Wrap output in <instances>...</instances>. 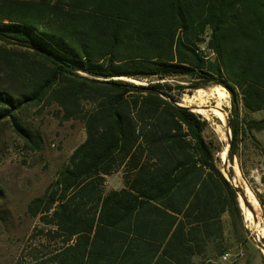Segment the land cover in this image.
<instances>
[{
    "label": "trees",
    "instance_id": "trees-1",
    "mask_svg": "<svg viewBox=\"0 0 264 264\" xmlns=\"http://www.w3.org/2000/svg\"><path fill=\"white\" fill-rule=\"evenodd\" d=\"M0 61V123L26 147L41 141L16 121L25 109L55 106L59 122L84 128L26 208L51 246L39 264H197L209 246L225 253L224 214L241 236L238 191L204 139L208 123L165 81L229 93L232 164L243 137L256 143L264 130V117L240 116L264 112V0H0ZM118 172L123 187L106 190Z\"/></svg>",
    "mask_w": 264,
    "mask_h": 264
},
{
    "label": "rangeland",
    "instance_id": "rangeland-1",
    "mask_svg": "<svg viewBox=\"0 0 264 264\" xmlns=\"http://www.w3.org/2000/svg\"><path fill=\"white\" fill-rule=\"evenodd\" d=\"M50 1L56 2V0ZM4 70L5 67L0 61V88L7 86ZM165 82L175 87L173 95L178 104L188 107L193 112L196 107L206 110L214 105V100L204 97L203 91L215 86H208L199 91H180L176 86L188 85V79L172 78ZM137 83L145 85L146 81ZM225 111L227 116L230 115L231 103L228 92ZM246 115L248 119L259 120L264 117V112L251 114L240 108L241 118H245ZM200 116L208 123L203 132L204 139L218 148V151H215L217 166L223 175L229 178L231 185L236 187L239 206L241 198L246 204L243 207L251 213L260 228L264 229V183L261 181L264 173V130L252 133L256 143L249 136L243 137L239 143L237 157L233 159L232 164L228 153L225 168L218 157L222 146L225 145L221 144V136L224 132L209 115L200 114ZM15 119L38 136L41 144L38 150L26 147L16 135L9 119L0 123V264H39L49 253L51 246L39 235L43 225L38 218H32L27 214V205L33 199L42 197L47 186L54 180L56 172L67 165L73 150L84 141L85 134L83 124L79 120L59 122L55 106L42 105L25 109L17 113ZM224 142L229 148L231 141L227 138ZM120 179V174L107 177L106 190L121 187ZM246 190L252 198L246 195ZM240 210L242 234L236 239L228 230L226 241L227 253L242 252L243 257L236 261L220 260L216 263L264 264V239L259 229L250 228L251 226L245 221L241 206ZM199 263L197 261V264Z\"/></svg>",
    "mask_w": 264,
    "mask_h": 264
},
{
    "label": "bare ground",
    "instance_id": "bare-ground-1",
    "mask_svg": "<svg viewBox=\"0 0 264 264\" xmlns=\"http://www.w3.org/2000/svg\"><path fill=\"white\" fill-rule=\"evenodd\" d=\"M203 96L210 100H214V105L211 108L208 107L209 109L206 110L202 109V107H196L197 109H195L194 112L198 114L209 115L212 119L215 118L216 122L220 125L221 130L224 132V134L221 136V144H225V145L222 146L221 151L218 153L220 163H223L226 161L228 156L227 153L228 145L224 141L227 138L229 139V134H230V131L227 127V113L225 111V108L227 106V92L222 87L215 86L209 89L208 91H203ZM245 192L248 197L252 198V195L247 190ZM240 206L242 208L245 221L251 226L250 228H253L255 230L259 229L260 234L264 239V229H261L259 224L255 222V219L252 217L251 213L243 207L241 201H240ZM258 238H260L259 235Z\"/></svg>",
    "mask_w": 264,
    "mask_h": 264
},
{
    "label": "crops",
    "instance_id": "crops-1",
    "mask_svg": "<svg viewBox=\"0 0 264 264\" xmlns=\"http://www.w3.org/2000/svg\"><path fill=\"white\" fill-rule=\"evenodd\" d=\"M115 174H120V180H121V187H118V188H113V189H110V190H119L123 187V182H122V175H121V172H118V173H115ZM109 177V176H108ZM225 177V176H224ZM107 178V177H106ZM231 184V183H230ZM221 221L223 223V226H224V244L227 246V241H226V237H227V233H228V230H230V226H229V218H228V215L227 214H224L222 215L221 217ZM224 254H227V248H226V251ZM223 254V255H224ZM230 254V253H229ZM222 255V256H223ZM216 257L213 250L211 249V247L209 246L208 249H207V252L204 254V255H200V256H196L194 258V261L197 262H202V261H206V260H212L214 262H217V261H220L221 260V257Z\"/></svg>",
    "mask_w": 264,
    "mask_h": 264
},
{
    "label": "built area",
    "instance_id": "built-area-1",
    "mask_svg": "<svg viewBox=\"0 0 264 264\" xmlns=\"http://www.w3.org/2000/svg\"><path fill=\"white\" fill-rule=\"evenodd\" d=\"M242 257H243V253L242 252H237L235 254H229V253H227V254H224L221 257V260L226 262V261H231L233 259V260L236 261V260H238V259H240Z\"/></svg>",
    "mask_w": 264,
    "mask_h": 264
},
{
    "label": "water",
    "instance_id": "water-1",
    "mask_svg": "<svg viewBox=\"0 0 264 264\" xmlns=\"http://www.w3.org/2000/svg\"><path fill=\"white\" fill-rule=\"evenodd\" d=\"M129 81V80H128ZM129 82H131V83H133V84H136V85H141V84H138V83H136V82H134V81H129ZM224 89V88H223ZM225 90V89H224ZM192 111V110H191ZM193 112V111H192ZM193 113H195V112H193ZM197 114V113H196ZM200 115V114H199ZM230 118V115H228L227 116V119H229ZM213 121H216V119L215 118H213ZM230 131V130H229ZM229 140L231 141V132H230V134H229ZM229 149H230V145H229V148H228V152L227 153H229ZM227 161H228V158L226 159V161L225 162H223V164H224V167L226 168L227 167ZM226 178V177H225ZM228 181H229V178L227 177L226 178ZM234 188H236V187H234ZM240 200H241V202H242V204H243V206H246V204H245V202L240 198ZM240 207V206H239Z\"/></svg>",
    "mask_w": 264,
    "mask_h": 264
}]
</instances>
